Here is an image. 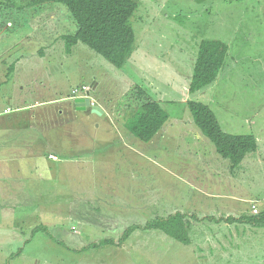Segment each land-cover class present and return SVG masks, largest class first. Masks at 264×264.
<instances>
[{
  "label": "rangeland",
  "instance_id": "rangeland-1",
  "mask_svg": "<svg viewBox=\"0 0 264 264\" xmlns=\"http://www.w3.org/2000/svg\"><path fill=\"white\" fill-rule=\"evenodd\" d=\"M135 1L138 8L130 25L136 43L123 69L82 44L65 50L59 36L75 31V24L63 6L24 12L21 27L0 25V60L20 59L24 65L1 85V106L7 105L8 92L24 99L35 92L33 99L43 100L57 93L66 98L79 87L78 97L84 98L93 85L90 98L108 112L105 117L84 114L63 101L54 107L61 114L54 109L49 117L44 111L37 113L38 129L26 133L30 144L49 127L63 124L59 133L53 132V142L62 145L63 159L68 153L74 156L70 163L62 162L53 178L40 174V183L54 191L62 188L63 196L77 186L74 202H80L73 218H64L60 226L69 230L70 238L59 236L63 234L58 226L32 222V231L49 229L54 234L49 232L51 241H62L41 242L46 249L40 256L45 264H264V224L209 220L264 213V0ZM202 39L223 41L228 56L214 83L190 94ZM131 85L143 88L167 114V122L149 142L127 131L122 115L114 117L129 104L125 96ZM190 101L208 106L225 133L255 137L258 150L231 170L229 161L195 126ZM46 204L48 223L60 222L50 216L63 203L60 206L52 197ZM175 212L190 219L192 240L186 247L143 231L120 248L95 244L117 241L131 225L142 226ZM212 224L223 228L214 231L215 241H207ZM34 247L16 263L35 264V252L30 255Z\"/></svg>",
  "mask_w": 264,
  "mask_h": 264
},
{
  "label": "trees",
  "instance_id": "trees-1",
  "mask_svg": "<svg viewBox=\"0 0 264 264\" xmlns=\"http://www.w3.org/2000/svg\"><path fill=\"white\" fill-rule=\"evenodd\" d=\"M0 5V25L10 29L22 26L24 12L31 11L36 14L46 12L56 5L63 6L75 24V31L60 36L67 52L82 44L118 69L127 65L133 53L136 37L130 21L138 8L135 0H3ZM43 51L42 48L39 50L40 56L44 55ZM228 51V45L219 39L199 41L189 81L190 94L214 83L225 66ZM131 86L125 96L129 104L114 117L120 119L119 115H122L126 130L142 142H149L167 122V114L143 88L139 85ZM187 106L195 126L213 143L216 153L229 161L231 170L237 169L248 154L258 150L257 141L252 135L225 133L208 106L193 101L188 102ZM189 220L185 214L175 212L156 217L142 226L131 225L117 241L110 239L95 244L120 247L135 232L143 231L158 233L167 240L186 246L190 244ZM209 220L229 225L239 223L261 226L264 224V213L251 217L230 216ZM36 231L33 230V234Z\"/></svg>",
  "mask_w": 264,
  "mask_h": 264
},
{
  "label": "crops",
  "instance_id": "crops-1",
  "mask_svg": "<svg viewBox=\"0 0 264 264\" xmlns=\"http://www.w3.org/2000/svg\"><path fill=\"white\" fill-rule=\"evenodd\" d=\"M4 61L7 60H0V93L1 85L9 82L11 74L13 72L14 75L19 73L22 66H24L20 64V59ZM14 65H16L15 71ZM17 68H20V71H17ZM79 90V87L75 88L66 98H64L63 93H57V95H50L43 100L33 99L35 92L28 94L29 98L26 97L25 99L19 97L16 92H8L7 105L4 107L0 104V264H19L16 263L15 259H24L27 249L34 247V245L35 247L30 251V255L32 251L35 253L37 251L38 254H33V261L35 264H45L46 259L41 258L40 255L45 252L46 247L45 245L42 247L40 243L45 244L47 240L51 243L62 244L58 237L56 241H51L49 229H47L48 233H42L38 230L33 234L32 222L49 228L58 226L60 228L59 234H63L59 236L70 238L69 230L62 231L60 226L63 225L64 218L68 216L73 218L72 211L78 210L80 207V202H74L76 195H78V187L76 186L75 190L73 186V190L63 196L62 188L54 191L52 188L44 186V183H40L44 178L40 174L49 175L53 178L55 172L63 167L62 162L70 163V159L74 156L72 153H68L67 159H63L61 155L62 145L57 141L53 142V139H55L53 138V132H56L54 134L59 133L61 131L60 126H63V124L59 127L56 125L49 127L43 135L39 136L38 140H31L30 144L26 143L28 137L26 133L31 134L30 132L38 129L35 125L37 121L34 120L37 113L44 111L49 117L54 112V107H57L63 101H68L66 102L68 108L75 111L74 99L79 98ZM82 91L86 93L87 88L83 87ZM91 91L88 92L92 96ZM90 100L93 105L99 106L103 110L105 116L107 115L108 112L103 104H96L94 98H90ZM76 111L80 112V110ZM84 111L93 114L91 108H86ZM57 112L62 113L61 110H55L56 114ZM45 113L41 114L44 119ZM11 115H14L13 118ZM13 138L19 141L15 142ZM73 196L75 197L73 198ZM52 197L60 206L63 203L58 212H51L50 217L60 221L54 224L48 223L50 220L46 216L48 210L46 203ZM67 197L70 198L68 202L65 201ZM86 208L88 209V206ZM234 224L240 225L239 223ZM211 227L210 230L213 232H209V235L205 237L207 241H215L214 231L223 228V226L219 227L217 224H212ZM50 233L54 237V234ZM189 236L191 243L190 230ZM16 252L19 254L13 258V254ZM211 259L215 260L214 257H211Z\"/></svg>",
  "mask_w": 264,
  "mask_h": 264
},
{
  "label": "water",
  "instance_id": "water-1",
  "mask_svg": "<svg viewBox=\"0 0 264 264\" xmlns=\"http://www.w3.org/2000/svg\"><path fill=\"white\" fill-rule=\"evenodd\" d=\"M92 88V85L90 86ZM93 89V88H92ZM74 105L76 110L84 111L86 108H91V112L97 116L105 117L103 110L96 105H93L90 100V92H87V96L84 98L74 99Z\"/></svg>",
  "mask_w": 264,
  "mask_h": 264
},
{
  "label": "flooded vegetation",
  "instance_id": "flooded-vegetation-1",
  "mask_svg": "<svg viewBox=\"0 0 264 264\" xmlns=\"http://www.w3.org/2000/svg\"><path fill=\"white\" fill-rule=\"evenodd\" d=\"M80 112H83L84 114H88V112H86V111H80Z\"/></svg>",
  "mask_w": 264,
  "mask_h": 264
}]
</instances>
